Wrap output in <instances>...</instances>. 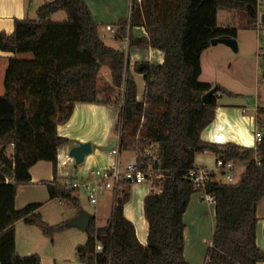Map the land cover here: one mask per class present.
Instances as JSON below:
<instances>
[{
    "label": "trees",
    "instance_id": "obj_1",
    "mask_svg": "<svg viewBox=\"0 0 264 264\" xmlns=\"http://www.w3.org/2000/svg\"><path fill=\"white\" fill-rule=\"evenodd\" d=\"M244 10L257 23V0H134L130 19L119 22L144 26L147 37L138 43L160 49L162 64L136 62L133 71L124 51L107 45L86 0H50L37 17L15 19L12 33L0 32V49L11 53L5 72V93L0 96V264H41L38 253L21 255L16 248L17 221L35 224L53 237L67 222L47 223L40 202L17 209L18 187L32 180L31 168L39 161L53 164L48 182L50 199H68L81 209L79 199L58 181V149L69 139L58 133L76 103H101L98 76L108 66L113 84L124 89V102L114 132L119 148H134L145 165L156 169L155 186L144 200L149 223L146 245L124 214L128 190L115 196L106 225L93 218L88 239L77 246L85 264H188L185 258L184 215L197 191L188 177L199 153L210 151L225 161L244 165L236 183L212 181L216 194V225L205 264H258L264 249L257 245V208L264 196V136L255 146L202 139L203 130L215 118L216 95L208 103L203 96L213 89L200 81L201 55L214 38L236 37L237 30L220 26L219 10ZM65 11L67 19L51 17ZM144 76L140 99L134 73ZM257 125L264 134V106L257 111ZM161 144L160 159L146 156ZM11 152L9 154V151ZM156 156V155H155ZM258 161L260 163H258ZM162 175L161 178L156 176ZM103 244L96 251V244Z\"/></svg>",
    "mask_w": 264,
    "mask_h": 264
},
{
    "label": "crops",
    "instance_id": "obj_2",
    "mask_svg": "<svg viewBox=\"0 0 264 264\" xmlns=\"http://www.w3.org/2000/svg\"><path fill=\"white\" fill-rule=\"evenodd\" d=\"M47 1L50 0H0V32L12 33L16 18H34L37 15L38 8ZM133 1L131 0L129 18L127 19H130L132 15ZM261 6L257 12V23L255 25L249 22V15L244 10L230 9L219 10L218 12L220 26H228L237 30V36L233 37L236 46L233 47L226 43L212 44L201 55L202 73L200 80L212 84L213 89H216L213 95L218 97L215 118L201 134L202 139L205 141L214 143L233 142L243 146L255 147L258 145L255 140V131L258 129L257 111L259 107L264 106V23L261 20L264 14V1ZM107 26H111L112 29H107ZM103 27L99 26V35L107 45L125 52L131 71L134 70V64L139 61H147L153 64L164 62L165 54L162 50L138 43L141 38L147 37L144 26H131L129 22L125 25L114 23L107 24L105 28ZM250 48L255 49L252 56L249 53ZM241 50H244V52L239 54ZM237 52L239 53L236 54ZM11 55V53L0 49V73L6 72L8 57ZM102 68L105 69L102 77L109 83L107 85H113L109 67L103 66ZM100 72L102 71L100 70ZM134 76L139 86L138 96L142 99L145 87L144 76L136 72ZM253 80L254 83H252ZM101 81L104 80H101V74H99L97 81L98 98L102 102L76 103L71 118L67 122L58 125L59 135L67 137L69 141L58 149V181L55 184H64L72 178L93 180L95 178L94 170L98 168L103 169L119 164L121 169H125L138 158V153L134 148L125 150L119 148L117 153L113 152V148L104 149L110 144L113 145L114 139L118 138V134L114 132L113 128L122 110L124 89L113 90V94L105 96L107 88H103ZM250 83L254 86L250 92L251 95H254L252 103L245 101V98H240L247 94L243 90L248 88ZM85 142H90L93 150L81 164H78L75 158L72 157L71 150ZM161 151V144L155 145L154 153L157 159H160ZM131 153L134 155L130 160H123L125 155ZM202 156L206 157L204 162L200 161ZM210 156L214 157L215 160L218 158L210 151L199 153L194 166L215 168L216 162L214 166L208 165L211 160ZM47 162L49 161H39L33 165L31 168V183L18 187L15 206L20 191L26 189L24 187L27 185L53 181V164L51 162V164H47ZM126 190L130 193V198L124 205V214L134 224L139 241L146 245L149 235V223L144 212V200L153 190L151 185L126 184L121 190H106L99 197L97 204H94V213L88 212L92 215V219H95L97 227L106 225L112 213L115 196L122 197ZM79 191L82 190H75L72 194L79 199L81 209L77 208L79 211L71 217V220L76 218L82 210H86L79 198ZM204 195L203 191H196L192 195L189 207L184 215L185 258L188 264H205L206 252L200 250L198 241L203 242L207 237L213 236L215 230L216 203L207 202ZM55 199L59 202L63 201V199ZM257 215L259 220L256 241L258 247L264 249V196L258 204ZM208 216H210L213 225V231L209 235L205 233ZM82 231L84 232L85 242L81 244H85L88 234L87 230ZM21 255H24V253H21ZM73 261V264H85L77 256V247L76 258ZM258 264H264V261Z\"/></svg>",
    "mask_w": 264,
    "mask_h": 264
},
{
    "label": "rangeland",
    "instance_id": "obj_3",
    "mask_svg": "<svg viewBox=\"0 0 264 264\" xmlns=\"http://www.w3.org/2000/svg\"><path fill=\"white\" fill-rule=\"evenodd\" d=\"M86 2L93 14L94 20L100 27L104 26L103 28H105L107 24H119L121 20L129 18L131 0H86ZM36 17L37 15L34 16V18ZM51 19L55 21H62L67 19V14L65 11H59L57 14L52 16ZM104 38L106 39V37ZM243 52L244 50H241L240 53L237 52L236 54H242ZM254 52L255 49L250 48V56H252ZM101 71L102 72L99 74H101V80H104L101 81V83H103V88H107L105 96H108L111 93L113 94V90H117L119 88H117L114 84L107 85L109 83H107L102 77L105 69L102 68ZM4 79L5 72H1L0 96L5 93ZM252 83H254V80ZM252 83L248 84L249 87L243 90L247 94L244 97H240L242 99L245 98V101H249L250 103H252L254 99V95H251L250 93L254 88ZM10 152L11 149L9 154ZM133 155L134 154L132 153L127 154L123 157V160H130ZM209 158L211 160L208 165L214 166L216 162L215 158L211 156ZM205 160L206 157H200V161L204 162ZM47 164L51 163L47 162ZM243 169L244 166H242L241 170ZM222 177L223 176H221V178ZM29 183H31V181ZM47 183L48 181L38 182L37 184L34 183L24 187L26 189L20 191L16 208L21 209L28 203L40 202L43 205L41 206L39 212L42 214L43 219L47 223L50 225H57L62 222L68 223L71 220V217L78 213L79 209H77V207L74 206L70 200L65 198L62 202H59L57 199L50 200ZM79 192V198L81 199L82 205H84L87 211L94 213L95 205L89 201L88 196L84 191ZM15 228L17 252L19 254L24 253V255L38 253L41 256V264H73V259L76 258L77 245L85 242L83 238L84 232L76 226H68L64 230L56 233L53 237L45 235L40 227L35 224H28L24 220L17 221ZM212 231V220L210 219V216H208V220L205 225V233L209 235ZM211 238L212 235L211 237L209 236L207 239L203 240V242H201V240L198 241L201 248L200 250L206 252V254Z\"/></svg>",
    "mask_w": 264,
    "mask_h": 264
},
{
    "label": "built area",
    "instance_id": "obj_4",
    "mask_svg": "<svg viewBox=\"0 0 264 264\" xmlns=\"http://www.w3.org/2000/svg\"><path fill=\"white\" fill-rule=\"evenodd\" d=\"M264 0H257L258 9L260 8ZM257 9V10H258ZM107 29L111 30V26H107ZM263 131L256 129L255 140L259 144L263 139ZM119 135L117 138V145L113 147V152L117 153L119 149ZM146 156H152L155 159L154 150H147ZM258 163H260L258 161ZM242 164L233 160L225 161L222 158H217L215 168L208 166H194L188 171V177L195 185L197 191L204 192V198L207 202L216 203L215 192L208 191V185L212 181L218 183L230 184L236 183L240 179L242 173ZM156 169L152 165L146 166L144 161L136 158L131 162L125 169H121L119 164H114L107 168H98L94 170L95 178L93 180L85 178H72L62 186L69 191L74 192L75 190L84 191L89 201L92 204H97L99 197L106 190H121L126 184H149L153 190L161 191V185L155 186L154 176ZM221 176H223L221 178ZM162 175L156 176L161 178ZM103 244L98 242L96 244V251H102Z\"/></svg>",
    "mask_w": 264,
    "mask_h": 264
},
{
    "label": "water",
    "instance_id": "obj_5",
    "mask_svg": "<svg viewBox=\"0 0 264 264\" xmlns=\"http://www.w3.org/2000/svg\"><path fill=\"white\" fill-rule=\"evenodd\" d=\"M261 20L264 23V14L261 17ZM217 43H226L228 45H232L233 47L236 46L235 39L233 37H229V36L214 38L212 40V44L215 45ZM214 92H216L215 88L212 89L207 94H205L203 96V101L205 103H208L211 99V96L214 94ZM116 145H117V139L115 138L113 141V145L110 144L108 147H106L104 149L105 150L112 149ZM92 150H93L92 144L90 142H85V143H81L80 145L72 148L71 155H72V157L75 158V160L78 164H81L85 160V157L92 152ZM91 221H92V215L88 211L82 210L76 218L70 220L67 223V226H76V227L86 231L87 228L89 227Z\"/></svg>",
    "mask_w": 264,
    "mask_h": 264
}]
</instances>
